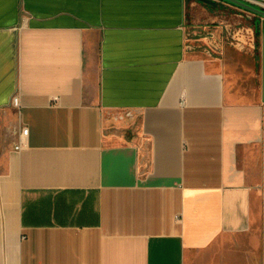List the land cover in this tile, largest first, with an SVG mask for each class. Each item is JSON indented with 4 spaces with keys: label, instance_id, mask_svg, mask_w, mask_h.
<instances>
[{
    "label": "crops",
    "instance_id": "1",
    "mask_svg": "<svg viewBox=\"0 0 264 264\" xmlns=\"http://www.w3.org/2000/svg\"><path fill=\"white\" fill-rule=\"evenodd\" d=\"M195 4L0 0V264H264L254 45Z\"/></svg>",
    "mask_w": 264,
    "mask_h": 264
},
{
    "label": "rangeland",
    "instance_id": "2",
    "mask_svg": "<svg viewBox=\"0 0 264 264\" xmlns=\"http://www.w3.org/2000/svg\"><path fill=\"white\" fill-rule=\"evenodd\" d=\"M187 12L189 15H192L193 20L198 21L197 25H207V30H209V28L213 29L215 26L220 25V23H224L228 28L227 30L230 31V37L234 38V40H237V36H241L244 44L248 46L254 45V53L256 56L255 70L259 75L260 80L258 86L261 88L262 36L260 33H255L253 24L255 19L260 23L264 22V20L250 12L222 2L218 3L216 10L199 3L197 5L195 4L194 7H190L189 5ZM14 117V109L7 111L0 110V128L2 129L3 127L8 130ZM2 132L3 131H1V133Z\"/></svg>",
    "mask_w": 264,
    "mask_h": 264
},
{
    "label": "water",
    "instance_id": "3",
    "mask_svg": "<svg viewBox=\"0 0 264 264\" xmlns=\"http://www.w3.org/2000/svg\"><path fill=\"white\" fill-rule=\"evenodd\" d=\"M199 4L209 6L211 9L216 10V7L218 6V3H225L229 4L235 7H238L240 9H243L247 12H250L251 14L257 16L258 18H261L264 20V9L254 6L253 4L245 1V0H195ZM264 22H259L257 19H255L253 28L256 34L260 33L262 36V79H261V89L262 93L264 95Z\"/></svg>",
    "mask_w": 264,
    "mask_h": 264
},
{
    "label": "built area",
    "instance_id": "4",
    "mask_svg": "<svg viewBox=\"0 0 264 264\" xmlns=\"http://www.w3.org/2000/svg\"><path fill=\"white\" fill-rule=\"evenodd\" d=\"M17 101H18L17 96H13V98H12L13 104H17ZM27 131H28L27 127H22L21 134H26ZM20 146H21V141L19 140L18 143L15 145V148H20Z\"/></svg>",
    "mask_w": 264,
    "mask_h": 264
},
{
    "label": "flooded vegetation",
    "instance_id": "5",
    "mask_svg": "<svg viewBox=\"0 0 264 264\" xmlns=\"http://www.w3.org/2000/svg\"><path fill=\"white\" fill-rule=\"evenodd\" d=\"M261 76H262V70H261Z\"/></svg>",
    "mask_w": 264,
    "mask_h": 264
}]
</instances>
